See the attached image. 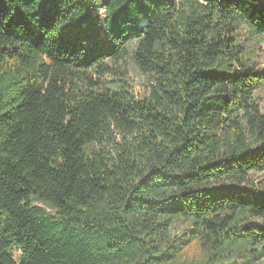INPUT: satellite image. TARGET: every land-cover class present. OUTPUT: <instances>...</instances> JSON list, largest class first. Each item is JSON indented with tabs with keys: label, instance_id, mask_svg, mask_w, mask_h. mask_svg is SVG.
Here are the masks:
<instances>
[{
	"label": "trees",
	"instance_id": "trees-1",
	"mask_svg": "<svg viewBox=\"0 0 264 264\" xmlns=\"http://www.w3.org/2000/svg\"><path fill=\"white\" fill-rule=\"evenodd\" d=\"M251 36L264 0H0V264H257Z\"/></svg>",
	"mask_w": 264,
	"mask_h": 264
},
{
	"label": "rangeland",
	"instance_id": "rangeland-1",
	"mask_svg": "<svg viewBox=\"0 0 264 264\" xmlns=\"http://www.w3.org/2000/svg\"><path fill=\"white\" fill-rule=\"evenodd\" d=\"M249 38L248 41L244 39V46L250 48L252 62L255 66L264 69V36H251ZM132 48L133 43L130 44L128 53L121 60L110 62L114 71V75L110 78L116 81H123L135 92L142 93L146 87L147 76L143 74L134 63L131 53ZM254 96L260 107L261 113L264 114V83L254 91ZM115 139H119V136L115 135ZM252 178L257 184H259V186L264 187V174L257 173L252 175ZM184 228L185 223L181 219H175L170 227L171 235H180ZM232 248L233 245L226 246V249L228 250ZM257 264H264V257Z\"/></svg>",
	"mask_w": 264,
	"mask_h": 264
}]
</instances>
